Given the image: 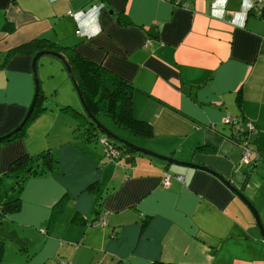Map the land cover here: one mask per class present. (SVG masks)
Wrapping results in <instances>:
<instances>
[{"label":"crops","instance_id":"1","mask_svg":"<svg viewBox=\"0 0 264 264\" xmlns=\"http://www.w3.org/2000/svg\"><path fill=\"white\" fill-rule=\"evenodd\" d=\"M185 1L184 7L167 0H0V133L24 117L35 91L32 57L43 48L10 51L45 36L56 42L46 48L75 45L139 87L135 111L154 134L108 127L160 153L212 166L255 202L246 192L248 166L243 178L234 166L241 147L205 125L230 132L226 118L234 114L264 128V15L250 11L241 26L233 21L245 11L243 0ZM92 17L101 32L90 38ZM55 59L45 54L38 61L43 110L23 134L0 141L3 176L23 153L50 148L58 155L53 169L24 180L22 206L11 215L37 229L23 264H59L60 256L72 264H264L256 220L217 175L136 150L112 158L98 138H87L77 127L88 120L63 108L84 107L65 94L72 87ZM170 129L173 137L162 135ZM165 171L172 175L167 187ZM99 208L109 210L107 223H90Z\"/></svg>","mask_w":264,"mask_h":264},{"label":"trees","instance_id":"2","mask_svg":"<svg viewBox=\"0 0 264 264\" xmlns=\"http://www.w3.org/2000/svg\"><path fill=\"white\" fill-rule=\"evenodd\" d=\"M28 44H36V46H40L41 48H46V45L55 46L56 42L45 36L36 37L29 43L20 45L19 47L13 49L12 51H10V53L13 52L14 50H21V48L28 46ZM58 45H57V50L62 51L68 57L72 65L73 71L78 81L80 82L87 103L89 104L92 111L96 114V116L99 117L100 120H101L100 115L102 113H105L114 120L113 121L114 123L108 122L109 125L113 124L118 128H122L123 130H126L133 135L152 136L154 134V127L152 123L147 119L142 118L136 114L134 95L137 89H139V87L136 84H134L132 81H130L127 77H125L122 74L111 73L112 71H110L108 67L106 68L102 63L95 62L94 60L86 56L75 45H72L70 43H64L59 46ZM109 73H111L112 75H110ZM157 99L161 101V99L159 98ZM237 100L239 106L241 107L244 100L240 94L238 95ZM165 103L167 105L169 104L167 102ZM39 106H40V101L38 99L33 111L27 118L23 127L17 132L13 133L12 135L0 139V141L15 138L23 134L28 122L43 110V108H40ZM63 108L73 110L76 114L81 115L83 118H86L85 116L89 117V115L87 114L84 108L76 109L75 107H72L69 104L63 106ZM180 112L183 113L182 111ZM240 119H241V124L238 127L237 131H234L235 125L232 124L231 122L229 123L231 124L230 132L226 130H222L214 126L213 124L205 125L206 128L213 131L217 136L223 137L232 143L238 144L241 147L242 153L240 154L238 160L235 161L234 163L235 167L239 166L240 158L246 148L251 147L256 150L258 154L255 158L264 156V149L261 148L264 145V128L257 126L255 120L250 116L241 115ZM248 121H251L255 124L254 130L251 132L250 141L246 140V135L249 133V131H251L250 127L247 125ZM85 125H86L84 126L85 128L83 127V134L87 138H98L100 140V136L105 134L101 130V128L90 117L88 123ZM106 125L108 126L107 123ZM5 133H7V131L0 133V136L4 135ZM118 134L123 136L122 133L118 132ZM259 139H262L261 143H259ZM255 142L258 143V145L255 144ZM109 144H112L115 148H117L118 151L121 152V155L125 154L124 150L125 152L127 151L126 154L129 153L130 151L133 152L134 150H136L115 138L113 139L111 138L109 140ZM198 147L203 148L204 144L199 145ZM139 152L142 153L141 151ZM204 156L211 157L208 155H204ZM214 157H216V155ZM57 163H58V155L55 154V152H53L50 148L41 151L37 155H30L29 153H23L18 157L14 158L12 161H10L7 167V174L17 173V175L20 176L17 182V186H14L13 189L17 187V189L21 191L24 180L28 176L32 174L45 173L47 171H50L51 169L54 168V166ZM18 172H21V174ZM2 180H3V175L0 174V186ZM97 183L98 180H95V182H92L89 185V187L95 189ZM21 206H22L21 193H18L17 195L14 196H8L4 201L0 202V227L4 221L3 218L8 214L19 210ZM57 209L58 206L57 207L55 206L54 210L56 211ZM100 210L101 208H99L98 212ZM97 216L98 214H96V216L90 221V223L94 224ZM107 221H108V217H107ZM101 224H105V223H101ZM3 243L4 240H1L0 258L2 256ZM58 261L59 264H72V261L65 256H60Z\"/></svg>","mask_w":264,"mask_h":264},{"label":"rangeland","instance_id":"3","mask_svg":"<svg viewBox=\"0 0 264 264\" xmlns=\"http://www.w3.org/2000/svg\"><path fill=\"white\" fill-rule=\"evenodd\" d=\"M50 56L55 57L56 58L55 61L57 63H60V64L62 63L60 58H58L57 56H55V55H50ZM65 71L68 75L67 85H69V87H72V91L66 92L65 94L66 95H68V94L73 95L74 97L79 99V95H78L77 89L73 83V80H72L68 70L65 69ZM34 82H35V80H34ZM65 88H66L65 85L59 83V92H62ZM77 115H78L79 119H82L81 115H79V114H77ZM84 115H86V114H84ZM85 117L89 121V117L88 116H85ZM100 118H101L102 122L105 121V122L114 123L113 122L114 120L109 115H107L105 113H102L100 115ZM83 126H84L83 124H80V126L77 128L83 129ZM120 132L125 135V132L123 130H121ZM131 135L133 136V134H131ZM162 135H164V136L169 135L170 137H173L172 129H170L169 132H162ZM130 140L137 143V144H140V143H138L132 139H130ZM140 145H142V144H140ZM142 146H145V145H142ZM259 161L260 162L258 164V166H259L258 169L256 171H254L253 173H251V175L246 180V182H247L246 192L253 194L254 198H255V203H256L258 209L261 208L259 206V204H260V205H262V208L264 210V159L262 158ZM246 167H247L246 163L239 164V166L237 168L238 173H239L238 177L243 178L245 176V172L243 170ZM18 173L21 174V172H18ZM19 178H20V176H18L17 173H12V174L10 173V174H6L5 176H3V180H2V183L0 186V202L4 201L8 196H14V195H17L18 193H21V191L19 189H17V187L15 189H13L14 186H17V182H18ZM256 198L259 200L258 202L256 201ZM247 207L250 210V212L252 213L254 220H255V216H254L252 209L248 205H247ZM259 212L262 216L260 209H259ZM12 214L13 213H10L3 218L4 221L0 227V241L4 240L2 256L0 258V264H23L29 258V256H30L29 252H31V254H33L32 248H33V245H35V242L32 240L35 237V234L37 233L36 227L27 226V225H25L19 221L13 220L12 216H11ZM259 230H260V228H259ZM260 233H261V231H260ZM24 234H26L30 239L27 240V239L23 238L22 236ZM3 236H4V238H3ZM0 251H1V247H0Z\"/></svg>","mask_w":264,"mask_h":264},{"label":"water","instance_id":"4","mask_svg":"<svg viewBox=\"0 0 264 264\" xmlns=\"http://www.w3.org/2000/svg\"><path fill=\"white\" fill-rule=\"evenodd\" d=\"M44 54L55 55L61 59V61L64 63L66 69L68 70V72H69V74L73 80V83L77 89L79 98L81 100V103H82L84 109L86 110L89 117L101 128V130L106 135L110 136L112 139L115 138V139L122 141L124 144L128 145L129 147H132L136 150H139V151H142L144 153L156 156V157L161 158L167 162H175V163H179V164L194 166V167L202 168V169H205V170H208V171L214 173L252 209L254 216H255L256 224L258 225L262 235L264 236V222L262 220L259 209H258L257 205L255 204V202L241 189V185H236L235 183L232 182L231 179L224 176L220 171H218L217 169L213 168L210 165L199 163L196 161H189V160L180 159V158L174 157L172 155L163 154V153H160L158 151L152 150L151 148L137 144V143L131 141L130 139H128L124 136H121L120 134H118L117 132L112 130L110 127H108L104 122H102V120H100L99 117L96 116V114L92 111L89 104L87 103V101L84 97L80 82L78 81V79H77V77L73 71L72 65H71L68 57L62 51H59L56 49H50V48H43V49H39L34 54V56L32 57V70H33V77L35 80V91H34L32 101H31L30 105L28 106V109H27L24 117L22 118V120L13 129L8 131L4 135L0 136V139L7 137V136H10L13 133L17 132L18 130H20L23 127V125L25 124V122H26L27 118L29 117V115L31 114V112L33 111V109H34V107L38 101V98L40 97V90H41V80H40V75H39V71H38V61H39V58ZM258 163H259V158H254L248 164V173H253L254 171H256Z\"/></svg>","mask_w":264,"mask_h":264},{"label":"built area","instance_id":"5","mask_svg":"<svg viewBox=\"0 0 264 264\" xmlns=\"http://www.w3.org/2000/svg\"><path fill=\"white\" fill-rule=\"evenodd\" d=\"M170 1L171 3H173L174 5H178L180 4L181 6H186L187 3L185 0H167ZM252 3V7L250 9H247L246 13L253 11L255 14L257 15H264V0H251ZM78 32H80V30H77ZM148 44L151 43V39L148 38L146 41ZM226 120L229 121V123L231 122L232 124L235 125L234 131H237L238 127L241 124V119L239 115H234V114H230V116H228L226 118ZM247 125L250 127L249 133L246 135V140L250 141L251 138V132L254 130L255 124L251 121L247 122ZM110 137H108V135L103 134L100 136V141L105 145L106 148V152L108 153V155L110 157H118L121 155V152L118 151L117 148H115L112 144H109V139ZM108 143V144H107ZM107 144V145H106ZM257 152L254 148H246L240 158V164L242 163H246L249 164L256 156H257ZM171 173H169L168 171H165L163 174V183L164 186H169L171 183ZM178 179L183 180L184 179V175L177 173L175 175ZM108 213L109 210L108 209H104L101 210L98 213V216L96 217L95 223H107V217H108Z\"/></svg>","mask_w":264,"mask_h":264},{"label":"clouds","instance_id":"6","mask_svg":"<svg viewBox=\"0 0 264 264\" xmlns=\"http://www.w3.org/2000/svg\"><path fill=\"white\" fill-rule=\"evenodd\" d=\"M219 3L223 4L225 2V0H218ZM252 3L251 0H243V8L245 9L244 12L241 13H237L236 19L233 21L236 24H239L241 26L244 25V21H245V17H246V11L247 9H250L252 7ZM77 16L79 15V13L76 14ZM94 20V17H92L89 21L90 24V38L94 37L96 35H98L101 32V27L100 25L93 23L92 21ZM109 137V136H108Z\"/></svg>","mask_w":264,"mask_h":264}]
</instances>
